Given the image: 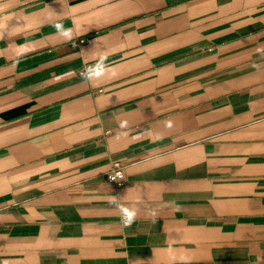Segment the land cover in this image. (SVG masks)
<instances>
[{
    "label": "crops",
    "instance_id": "crops-1",
    "mask_svg": "<svg viewBox=\"0 0 264 264\" xmlns=\"http://www.w3.org/2000/svg\"><path fill=\"white\" fill-rule=\"evenodd\" d=\"M6 27L0 264L264 257V0H0ZM28 42L13 67L10 43ZM104 51L118 75L85 82ZM115 161L121 187L106 177ZM112 195L139 208L131 227Z\"/></svg>",
    "mask_w": 264,
    "mask_h": 264
},
{
    "label": "clouds",
    "instance_id": "clouds-1",
    "mask_svg": "<svg viewBox=\"0 0 264 264\" xmlns=\"http://www.w3.org/2000/svg\"><path fill=\"white\" fill-rule=\"evenodd\" d=\"M75 23V21H74ZM56 29V35L65 43H73L75 47L74 38H76L74 34V29L65 27L63 23L57 22L54 24ZM7 31L8 36V27L4 29H0V39H5V32ZM9 38V37H8ZM255 34H250V39H254ZM12 47V53L14 57L13 67L19 64L20 60L35 50L34 43L28 42L24 44L15 45L14 43H10ZM256 51L262 55H264V46H260L256 49ZM110 53L107 51L101 52L97 54L95 58V63L87 64L81 70V77L82 79L89 83L95 85L98 82H101L105 79L115 78L118 75L117 68L113 65L108 63ZM253 67H259L257 64H253ZM166 127L171 128L172 122L167 121L165 124ZM119 128L122 130L119 135H127V129H129V123L127 120H122L119 124ZM162 137L157 135L155 137L156 140L161 139ZM133 139H140V136L137 135L133 137ZM115 180V177L111 178ZM125 196H117L112 195L108 197V204L113 206L119 216L122 228H129L131 225L136 221L139 215V208L136 206H128L122 201L124 200ZM153 218L157 217V213L153 212L151 214ZM167 257L169 264H192L193 256L186 250H178L174 248L167 249ZM131 264V261H130ZM140 264H143L141 261ZM257 264H264V257H259L257 259Z\"/></svg>",
    "mask_w": 264,
    "mask_h": 264
},
{
    "label": "built area",
    "instance_id": "built-area-1",
    "mask_svg": "<svg viewBox=\"0 0 264 264\" xmlns=\"http://www.w3.org/2000/svg\"><path fill=\"white\" fill-rule=\"evenodd\" d=\"M79 42H84V39H80ZM124 170L125 167L120 161L113 162L109 172L107 173V180L115 186L121 187L125 178ZM112 177H115V180H112Z\"/></svg>",
    "mask_w": 264,
    "mask_h": 264
}]
</instances>
